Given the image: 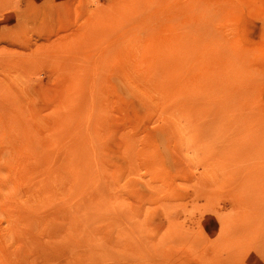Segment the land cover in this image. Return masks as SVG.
<instances>
[{
    "label": "rangeland",
    "instance_id": "1",
    "mask_svg": "<svg viewBox=\"0 0 264 264\" xmlns=\"http://www.w3.org/2000/svg\"><path fill=\"white\" fill-rule=\"evenodd\" d=\"M263 135L264 0H0V264H264Z\"/></svg>",
    "mask_w": 264,
    "mask_h": 264
},
{
    "label": "bare ground",
    "instance_id": "2",
    "mask_svg": "<svg viewBox=\"0 0 264 264\" xmlns=\"http://www.w3.org/2000/svg\"><path fill=\"white\" fill-rule=\"evenodd\" d=\"M226 17H227V16H226ZM206 32H207V31H206ZM208 33H209V32H208ZM208 33H207V34H208ZM206 39H207V38H206ZM203 40H204V39H203ZM198 42H199V41H198ZM193 43H194V41H193ZM190 44H191V43H190ZM201 45H202V44H201ZM221 45H222V44H221ZM190 46H191V49H192L194 45L192 46V44H191ZM198 46H199V44H198ZM198 46H197V47H198ZM215 47H216V46H215ZM185 48H187V47L185 46ZM195 48H196V47L194 46V49H195ZM189 49H190V48H189ZM194 49H192V50H194ZM195 50H198V48L195 49ZM216 50H217V49H216ZM210 51H211V50H210ZM199 55H200V54H199ZM210 55H211V54H210ZM224 55H226V54H224ZM231 56H232V55H231ZM230 58H231V57H230ZM230 58H228V59H230ZM215 59H216V58H215ZM228 59L226 58V60H228ZM226 60H225V61H226ZM232 60H233V59H230V60H228V61H232ZM214 61H215V60H214ZM208 63H209V62H208ZM227 63H228V62H227ZM232 63H233V62H232ZM232 63L229 62V64H232ZM256 91H257V90H256ZM243 92H244V91H243ZM247 92L249 93V91H247ZM247 92L245 91L244 93H246V95H248ZM250 94H251V93H250ZM250 94H249V95H250ZM250 96H251V95H250ZM230 118H231V117H230ZM248 121H249V120H248ZM249 122H250V121H249ZM247 123H248V122H247ZM249 126H250V125H249ZM241 130H242V129H241ZM260 131H261V130H260ZM263 136H264V135H263ZM257 139H258V138H257ZM259 142H260V141H259ZM252 143H253V142H252ZM246 144H247V143H246ZM256 146H257V145H256ZM260 146H261V145H260ZM244 149H245V148H244ZM263 152H264V151H263ZM253 155H254V153H253ZM10 157H11V156H10ZM10 157H9V158H10ZM255 157H256V156H255ZM261 157H262V156H261ZM9 158H8V157H5V158H4L7 167L11 166V161H10L9 166H8V164H7V161L10 160ZM1 159H2V158H1ZM1 159H0V162H1ZM7 159H8V160H7ZM2 160H3V159H2ZM6 160H7V161H6ZM5 162L3 163L4 165H5ZM8 162H9V161H8ZM0 166H1V164H0ZM13 166H14V164H12V167H13ZM4 167H5V166H4ZM262 167H263V166H262ZM0 168H1V167H0ZM15 168H17V167H15ZM5 169H6V170H5ZM5 169H4V170H5L4 172H8V169H10V167H9L8 169L5 167ZM2 170H3V169H2ZM2 170L0 169V175H1V173L3 172ZM13 170H15V172H16V169H13ZM10 171H11V170H9V172H10ZM4 172H3V173H4ZM9 172H8V173H9ZM8 173H7V174H8ZM4 174H5V175L2 174V175H1L2 177L0 176V178H4V179L6 178V179H7L8 177H6V173H4ZM9 174H10V173H9ZM259 174H260V173H259ZM4 176H5V177H4ZM7 176H8V175H7ZM10 176H11V175H10ZM12 176H14V175H12ZM47 177H48V181H47L46 184H48L49 186H53V182H54V180H55L57 177L54 176L53 173H50ZM11 178H12V180L15 179V178H13V177H11ZM0 180H1V179H0ZM8 181H10V180H8ZM5 182L8 183L7 181H5ZM13 182L16 183V179H15ZM1 183H2V181H0V184H1ZM3 183H4V181H3ZM3 183H2V186H3ZM2 186H1V187H2ZM4 186H5V184H4ZM9 186H10V185H9ZM9 186H6V190H7V191L10 190V189L12 188V186H11V187H9ZM13 186H14V185H13ZM1 187H0V190H2V193H3V191H4L3 189H4V188L2 189ZM8 187H9V189H8ZM6 190H5V191H6ZM7 191H6V192H7ZM1 204H2V200H1ZM3 204H5V203L3 202Z\"/></svg>",
    "mask_w": 264,
    "mask_h": 264
}]
</instances>
